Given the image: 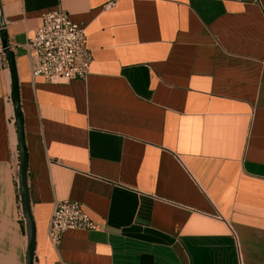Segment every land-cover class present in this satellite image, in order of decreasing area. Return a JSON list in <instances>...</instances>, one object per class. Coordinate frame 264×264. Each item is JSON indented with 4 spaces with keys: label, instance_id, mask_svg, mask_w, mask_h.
<instances>
[{
    "label": "crops",
    "instance_id": "1",
    "mask_svg": "<svg viewBox=\"0 0 264 264\" xmlns=\"http://www.w3.org/2000/svg\"><path fill=\"white\" fill-rule=\"evenodd\" d=\"M27 152L34 264H264V0H0ZM61 8L86 80L33 77ZM0 28V49L2 48ZM12 74L0 54V264H27ZM99 231L48 237L58 202Z\"/></svg>",
    "mask_w": 264,
    "mask_h": 264
},
{
    "label": "built area",
    "instance_id": "2",
    "mask_svg": "<svg viewBox=\"0 0 264 264\" xmlns=\"http://www.w3.org/2000/svg\"><path fill=\"white\" fill-rule=\"evenodd\" d=\"M30 57L35 59L33 77H41L50 83H69L86 80L93 61L87 46L86 27L74 23L61 8L42 14L41 26L27 43ZM0 54L4 55L3 48ZM99 231L85 212L81 203L65 200L53 210L48 237L54 248H59L68 231Z\"/></svg>",
    "mask_w": 264,
    "mask_h": 264
},
{
    "label": "water",
    "instance_id": "3",
    "mask_svg": "<svg viewBox=\"0 0 264 264\" xmlns=\"http://www.w3.org/2000/svg\"><path fill=\"white\" fill-rule=\"evenodd\" d=\"M1 5H0V28L2 30V48L3 53L7 58L8 65L12 74V103L14 106L15 113V122L18 132V148H19V190L21 196V207L26 224V233L28 239L27 246V264H34V255H35V244H36V234L34 223L30 211V202L27 188V152L24 138V125L23 118L20 108V95H19V86H18V77L16 73V65L14 60V54L10 51L6 35L4 33V20L1 15Z\"/></svg>",
    "mask_w": 264,
    "mask_h": 264
}]
</instances>
